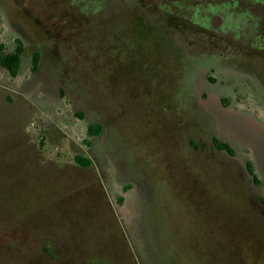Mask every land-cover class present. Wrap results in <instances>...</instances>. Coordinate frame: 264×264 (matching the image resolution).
<instances>
[{
	"label": "rangeland",
	"instance_id": "1",
	"mask_svg": "<svg viewBox=\"0 0 264 264\" xmlns=\"http://www.w3.org/2000/svg\"><path fill=\"white\" fill-rule=\"evenodd\" d=\"M207 1L144 0L147 9L93 18L107 0H56L51 15L67 34L43 46L48 82L32 83L45 93L26 85L29 57L40 50L34 42H26L24 71L12 86L0 80V264H264L260 216L242 192L227 193V179L187 155L175 104L179 49L190 32L169 28L162 13L224 27V9L210 10L232 1ZM46 6L35 9L45 14ZM85 6L94 12L84 15ZM6 23L0 30L9 48L17 34ZM58 82L87 119L103 124L93 146L86 120L71 113L68 98L52 95ZM212 94L264 104L237 77ZM128 179L137 186L125 191Z\"/></svg>",
	"mask_w": 264,
	"mask_h": 264
},
{
	"label": "flooded vegetation",
	"instance_id": "2",
	"mask_svg": "<svg viewBox=\"0 0 264 264\" xmlns=\"http://www.w3.org/2000/svg\"><path fill=\"white\" fill-rule=\"evenodd\" d=\"M230 1L232 2H227L223 8L210 10L211 16L224 9L226 15L222 18L228 25L220 28H213L210 24L202 25L190 17L189 20L168 11L162 13L169 28L178 31L184 29L190 32L183 41L184 46L179 49L181 53L179 63L182 64L184 73L178 81L180 88L176 95L180 96V99L178 100L175 96V104L181 111L179 122L185 130L184 142L187 155L194 159L199 169L211 172L221 181L227 179V183L230 184L227 193H230L231 197L236 199L237 194L242 192L248 209L257 213L264 224V166L261 161L255 159L251 149L221 139L216 133L215 117L207 109L209 96H213V87L219 82L233 87L236 77L254 87V90L264 99V0ZM242 2L247 7L241 6ZM41 3L48 6L50 4V7L46 6L49 11L44 12L45 14L35 9L41 6ZM55 3L56 0H0V22L4 24L6 21L7 26L15 30L17 34L8 48L2 41L0 30V43L7 52H15L18 47L22 50L15 75H12L6 66L0 64V80L2 78V82L8 86H12L15 79L24 71L23 53L26 42H34L40 47V50L31 53L29 57V70L33 76L28 78L26 85H33L36 88L37 84L32 82L40 80L44 87L48 82L46 71L50 54L43 46H47V42L50 43L49 47L54 46L67 34L66 29H60L57 16L52 17L51 15L56 13L53 9ZM207 5H213L212 1H207ZM147 6L145 7L144 0H107L104 5L99 6L101 10L95 12L93 18L99 16L105 18L115 13H122L127 9H134V7L147 9ZM114 8L118 11L115 12ZM90 12L94 11L85 6L83 14ZM48 15H51V21L47 20ZM210 16L204 17L206 24ZM226 28L230 29L234 35L230 37ZM202 49L208 54L198 53ZM36 54L38 57L34 64L33 59ZM52 59L55 61L54 55ZM220 74L227 75V78L221 80L218 76ZM42 86L36 88L35 91L45 93ZM51 91L52 95L55 94L59 100L68 98L71 113L77 119L86 120V134L90 137V146H93V139L98 141L103 133V124L87 119L86 111L80 110L75 105L64 84L58 82L55 86L51 85ZM33 99L36 100L35 97ZM41 99L45 100L46 96L43 94ZM218 99L225 108L242 110L241 106H247V111L264 118L263 103L259 105L246 102V99H238L232 94L221 95ZM256 110H258L257 113ZM49 114L53 116L52 108L49 109ZM96 127L99 128L98 132L90 134V131ZM83 157L89 160L88 156ZM90 163L83 166H88ZM126 181L122 187L125 191L137 186L134 180ZM237 186H240V190Z\"/></svg>",
	"mask_w": 264,
	"mask_h": 264
},
{
	"label": "water",
	"instance_id": "3",
	"mask_svg": "<svg viewBox=\"0 0 264 264\" xmlns=\"http://www.w3.org/2000/svg\"><path fill=\"white\" fill-rule=\"evenodd\" d=\"M207 109L215 117L218 136L251 149L264 166V122L250 112L223 107L215 95L209 96Z\"/></svg>",
	"mask_w": 264,
	"mask_h": 264
},
{
	"label": "trees",
	"instance_id": "4",
	"mask_svg": "<svg viewBox=\"0 0 264 264\" xmlns=\"http://www.w3.org/2000/svg\"><path fill=\"white\" fill-rule=\"evenodd\" d=\"M21 48L18 47V49L15 52H7L4 50V46L0 43V64L6 66L12 75H15L16 70L18 68L19 64V55L21 53ZM38 55L36 54L33 59V63L35 64L37 61ZM98 127L95 129H92L90 131V134H94L98 132ZM76 162L80 163L81 165H87L90 163V161L83 157V156H76L75 157Z\"/></svg>",
	"mask_w": 264,
	"mask_h": 264
}]
</instances>
